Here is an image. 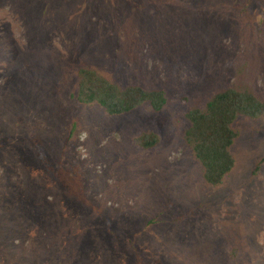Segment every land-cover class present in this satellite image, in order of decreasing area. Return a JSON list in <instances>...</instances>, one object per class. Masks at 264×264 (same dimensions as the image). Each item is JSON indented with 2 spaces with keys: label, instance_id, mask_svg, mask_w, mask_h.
<instances>
[{
  "label": "rangeland",
  "instance_id": "1",
  "mask_svg": "<svg viewBox=\"0 0 264 264\" xmlns=\"http://www.w3.org/2000/svg\"><path fill=\"white\" fill-rule=\"evenodd\" d=\"M81 67L166 104L82 105ZM225 87L264 99V0H0V264H264V118L217 187L183 139Z\"/></svg>",
  "mask_w": 264,
  "mask_h": 264
},
{
  "label": "trees",
  "instance_id": "2",
  "mask_svg": "<svg viewBox=\"0 0 264 264\" xmlns=\"http://www.w3.org/2000/svg\"><path fill=\"white\" fill-rule=\"evenodd\" d=\"M77 78L75 100L82 105L98 104L107 115L130 112L145 102L153 111L166 104L162 90L120 87L91 68H79ZM185 117L187 149L200 167L202 181L217 187L235 167L231 148L238 135L234 123L238 118H264V99L247 88L225 87L213 93L203 107L189 109ZM132 140L139 148L148 149L157 145L159 137L148 131Z\"/></svg>",
  "mask_w": 264,
  "mask_h": 264
}]
</instances>
